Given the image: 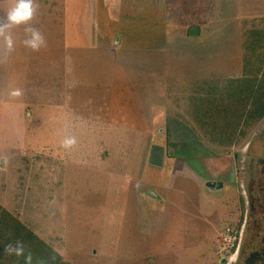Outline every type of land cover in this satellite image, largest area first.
<instances>
[{
    "label": "rangeland",
    "instance_id": "rangeland-1",
    "mask_svg": "<svg viewBox=\"0 0 264 264\" xmlns=\"http://www.w3.org/2000/svg\"><path fill=\"white\" fill-rule=\"evenodd\" d=\"M36 7L46 47H24V26L11 30L12 52L0 41V214L58 264H219L236 213L231 164L259 151L264 116L220 144L196 105L229 79L264 74V0ZM66 137L77 143L62 147Z\"/></svg>",
    "mask_w": 264,
    "mask_h": 264
},
{
    "label": "trees",
    "instance_id": "trees-1",
    "mask_svg": "<svg viewBox=\"0 0 264 264\" xmlns=\"http://www.w3.org/2000/svg\"><path fill=\"white\" fill-rule=\"evenodd\" d=\"M253 68V67H252ZM249 70L243 77L229 79L220 89L204 91L207 94L200 102L196 101V110L200 109V119L211 140L220 144H231L237 135V127L243 121H257L264 116V74L257 75ZM0 259L8 252L3 246L22 242L24 246L23 260L31 255V264H58L59 258H52L53 253L39 244L16 219L7 213L0 214ZM27 239H22L26 238ZM2 239V240H1ZM37 245L40 249H37ZM13 255V254H10ZM34 262V263H33Z\"/></svg>",
    "mask_w": 264,
    "mask_h": 264
},
{
    "label": "flooded vegetation",
    "instance_id": "flooded-vegetation-1",
    "mask_svg": "<svg viewBox=\"0 0 264 264\" xmlns=\"http://www.w3.org/2000/svg\"><path fill=\"white\" fill-rule=\"evenodd\" d=\"M260 133L259 138L263 140L264 132ZM259 143V151L252 152L251 157L239 161L237 158L241 167L236 169L234 163L231 164L233 174L228 177L227 188L237 190L236 200L231 197L236 202V213L232 229L227 230L232 241L227 245L226 257L219 264H264V143ZM249 148L250 144L245 152ZM212 183L210 189L219 185L215 191L223 190V182ZM230 208L231 204L226 202L225 209Z\"/></svg>",
    "mask_w": 264,
    "mask_h": 264
},
{
    "label": "clouds",
    "instance_id": "clouds-1",
    "mask_svg": "<svg viewBox=\"0 0 264 264\" xmlns=\"http://www.w3.org/2000/svg\"><path fill=\"white\" fill-rule=\"evenodd\" d=\"M37 12L36 0H14V4L3 15H0V41L7 52H12L15 47V41L11 30L24 26L26 38L22 41L24 47L32 51H39L47 46V42L36 27L31 26V21L35 18ZM8 95L12 98H18L23 95L20 88L12 89ZM77 143L75 137H66L62 141V147L71 148ZM5 251L16 256L24 255V246L22 242H16L15 245L9 244ZM25 264H31V255L25 256Z\"/></svg>",
    "mask_w": 264,
    "mask_h": 264
},
{
    "label": "water",
    "instance_id": "water-1",
    "mask_svg": "<svg viewBox=\"0 0 264 264\" xmlns=\"http://www.w3.org/2000/svg\"><path fill=\"white\" fill-rule=\"evenodd\" d=\"M207 186H213V183H212V182H211V183H208ZM218 186H219V185H218Z\"/></svg>",
    "mask_w": 264,
    "mask_h": 264
},
{
    "label": "crops",
    "instance_id": "crops-1",
    "mask_svg": "<svg viewBox=\"0 0 264 264\" xmlns=\"http://www.w3.org/2000/svg\"><path fill=\"white\" fill-rule=\"evenodd\" d=\"M14 1V0H13ZM12 1V3L14 4V2ZM177 223L181 224V222L179 220H177Z\"/></svg>",
    "mask_w": 264,
    "mask_h": 264
}]
</instances>
